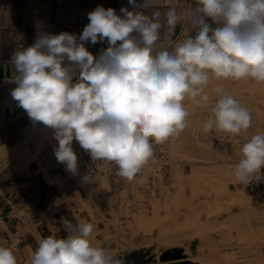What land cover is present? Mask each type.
I'll return each instance as SVG.
<instances>
[{
    "label": "clouds",
    "instance_id": "clouds-1",
    "mask_svg": "<svg viewBox=\"0 0 264 264\" xmlns=\"http://www.w3.org/2000/svg\"><path fill=\"white\" fill-rule=\"evenodd\" d=\"M128 3L132 10L122 6L120 14L98 5L79 36L41 34L13 54L11 96L33 122L54 129L57 162L78 173L75 140L94 161L114 162L115 175L132 182L153 158L154 144L188 127L190 101L210 112L202 122L205 135L244 138L231 166L236 182L264 179V132L248 136L249 108L223 86L208 90L212 80L264 84V0H196L194 10L169 7L163 15L140 10L153 0ZM182 15L195 35L177 40ZM105 41L108 47L95 57L85 47ZM63 224L66 237L41 238L31 264H124L93 242L92 223L65 218ZM0 264H18L11 247L0 245Z\"/></svg>",
    "mask_w": 264,
    "mask_h": 264
},
{
    "label": "rangeland",
    "instance_id": "rangeland-1",
    "mask_svg": "<svg viewBox=\"0 0 264 264\" xmlns=\"http://www.w3.org/2000/svg\"><path fill=\"white\" fill-rule=\"evenodd\" d=\"M195 7L196 0H188L187 9L194 10ZM208 23L211 24L213 28L217 26L213 24L210 19ZM186 35L194 36L195 29L192 28L190 22L184 20L182 31L177 37V40L182 39ZM218 82L216 80L210 82L208 89L210 94L212 88L215 86L225 85L223 87L228 89L230 87L229 91L231 95L249 108L252 116V127L249 129L248 136L258 131L264 132V84H258L252 81H225L226 84ZM186 106L189 110L188 127L180 136L174 137L173 153L171 155L172 164L165 169L163 175L150 185L144 183L145 178L141 177L137 179V183L125 181L124 184L117 189L110 188L109 186L114 179L104 176L100 178L101 186L103 187L101 193L98 194L97 189L92 186H86V199L79 200L77 203L78 212L75 214L73 224L81 221L92 223L96 231V238L101 241L100 246H118L117 251L113 254L116 257L133 249L128 247V244H138L145 238L143 234L137 231L133 226L137 225V215L146 212L145 214L149 216L152 213L150 210H152L151 204L154 199H158L159 204H163L166 192L179 191V186L176 184L181 182V179H184V182H187L188 179H195V186L201 190L200 195L205 197L204 191L209 187V184L204 183L200 177L197 179L195 177L197 171H203L206 169L205 167H207L202 165L203 160H210L209 162L213 164L210 165L211 167L213 166V168H222L224 165V167H230L232 164L234 165V163L238 162L239 147L244 138H230L225 134L216 133L205 135L201 130L202 122L207 119L210 112L203 111L199 106L190 101L187 102ZM26 136L25 142H20L15 147H0V193L2 195L1 197L5 198L11 195V198L14 199L13 203H17L26 195L35 193L38 184L43 182L41 174L37 173L41 170V168H39V162L41 160L44 159V162L46 161L48 166H55L54 162L47 157L50 150L46 152L47 149L58 142L54 139V129L38 122L27 132ZM21 155L25 158V162L23 163L18 160ZM34 173L36 174L34 175ZM4 178L9 179H7V182H3ZM45 179L50 182L47 175H45ZM56 179L58 183L61 181L59 178ZM9 181H12V183L9 184L10 187L7 186ZM189 185L188 183L185 184V193L188 196H190L196 188H191L192 186ZM242 185L245 191L244 184ZM106 189L109 190L105 191ZM93 194L96 197H93ZM136 195H139L138 198ZM195 195L198 197L199 193ZM211 196H214V194L212 193ZM249 199L254 211H263L264 213V205L261 202L254 201L250 197ZM1 203L3 204L4 200H1ZM200 203L201 202H198L197 204L202 207ZM4 209L7 210L8 205L5 204ZM233 212H237V209L234 208ZM159 215H162V212H159ZM222 216H226V214L224 213ZM183 217L184 216H179V218ZM132 226L134 228H132ZM0 228H3L1 220ZM132 229L136 231L134 232ZM105 230L107 232L109 231V234L106 236ZM32 232L36 237V241L30 239L22 244V249L15 253L18 264H31L32 253L38 246V241L42 238L35 229H32ZM52 232V235L57 237H66L67 235L64 228L60 230L58 228H52ZM154 235L155 232H153L152 236ZM104 238L107 240L105 241ZM254 239L255 236H252V241H254ZM179 242H182L180 243L182 245H179L183 250V247L186 245L185 242L187 241L185 238H180ZM120 245L122 247H120ZM159 248H155L153 245L146 249L153 255L158 254L159 256L163 247L161 246ZM248 249H250V247L242 252L247 254L248 261H256L254 259L257 256L254 254V250H251L254 248ZM263 249L264 245L261 246L262 257L264 256ZM190 250L189 247V251ZM242 252L240 253L241 255L243 254Z\"/></svg>",
    "mask_w": 264,
    "mask_h": 264
},
{
    "label": "bare ground",
    "instance_id": "bare-ground-1",
    "mask_svg": "<svg viewBox=\"0 0 264 264\" xmlns=\"http://www.w3.org/2000/svg\"><path fill=\"white\" fill-rule=\"evenodd\" d=\"M219 82L226 84L225 81ZM224 88L230 93V87L229 89ZM25 139L22 143L25 142ZM18 160L22 163L25 162L22 155ZM209 161L203 160L202 165L207 167L203 171H197L195 176L196 179L200 177L204 183L209 184V187L204 191L205 197L200 195L201 190L195 186V179H188L187 182L181 179V182L176 184L179 186V191L166 192L163 204H159L158 199H154L151 204L152 210H150L152 213L149 216L145 214L146 212L137 215V225L133 226L145 238L138 244H128V247L133 248L132 250H145L154 245L155 248L162 246V250H168L180 248L182 242H179V239L185 238L187 242L183 247V256L177 260H189L199 264H264V256L261 255V246L264 245L263 211L253 210L250 196L245 193L242 183L236 182L231 166L224 167V165L223 168L220 165L222 168H213V166L211 167L212 162ZM186 183L190 184L191 188L196 187L193 192L191 191L190 196L185 193ZM197 193H199L198 197L195 195ZM212 193L214 196H211ZM136 196L138 198L139 195ZM93 197L96 196L93 194ZM198 202H201L202 207L198 206ZM234 208L237 209V212H233ZM159 212H162V215H159ZM224 213L226 216H222ZM179 216L184 217L179 218ZM133 226L132 228H134ZM132 230L134 231V229ZM95 232L93 233V242L100 246L101 241L96 238ZM108 232L106 231L105 236L109 234ZM153 232H155L154 236H152ZM252 236H255L254 241H252ZM104 240L107 239L104 238ZM192 241H196L197 245L195 250L189 251ZM105 247L113 255L118 246L106 245ZM120 247L122 246L120 245ZM249 247L250 249L254 248L251 250H254V254L257 256V259H254L256 261H248L247 254L242 252ZM113 257L116 256L113 255ZM174 261H162L156 254L154 259L144 264H162Z\"/></svg>",
    "mask_w": 264,
    "mask_h": 264
},
{
    "label": "built area",
    "instance_id": "built-area-1",
    "mask_svg": "<svg viewBox=\"0 0 264 264\" xmlns=\"http://www.w3.org/2000/svg\"><path fill=\"white\" fill-rule=\"evenodd\" d=\"M173 139L170 138L162 144H154L153 158L137 174L133 183H137L138 178L144 177V183L150 185L163 175L165 169L172 164ZM56 147L58 142L46 151L50 150L47 157L55 166H48L44 159L39 162L41 170L37 173L41 174L43 182L38 184L35 193L22 197L17 203H13L14 199L11 195L5 198L1 197L0 193V220L3 223V228H0V245L11 247L14 254L22 249V244L27 240L36 241L32 229L44 238L53 234L52 228L59 230L64 228L65 218L73 223L78 212V201L86 199V186L94 187L100 194L103 189L101 177H112L114 181L109 186L115 189L120 188L127 181L115 175L117 166L114 162L94 161L75 140L73 150L78 157V173L73 175L66 171V165L57 162L54 155ZM45 175L49 177L50 182L45 179ZM85 175L94 177V180L84 182L82 178ZM56 178L61 181L58 183ZM244 188L252 200L264 205V179L244 184ZM1 200H4L3 204ZM5 204L8 205L7 210L4 209Z\"/></svg>",
    "mask_w": 264,
    "mask_h": 264
},
{
    "label": "crops",
    "instance_id": "crops-1",
    "mask_svg": "<svg viewBox=\"0 0 264 264\" xmlns=\"http://www.w3.org/2000/svg\"><path fill=\"white\" fill-rule=\"evenodd\" d=\"M137 4L141 0H136ZM101 5L105 9L120 8L132 10L128 0H0V147H15L27 136V132L38 122H33L26 111L18 106L11 96L16 87L12 82L15 69L13 54L35 43L38 35L73 33L79 36L89 23L87 14ZM169 7H175L181 14L187 10V0H153L149 8H142L145 14L159 10L163 15ZM183 15L177 24L174 39L183 28ZM163 34V29H162ZM85 47L95 56L108 47L107 42L95 45L86 43ZM9 178H4L7 182ZM12 181L7 183L10 187Z\"/></svg>",
    "mask_w": 264,
    "mask_h": 264
},
{
    "label": "water",
    "instance_id": "water-1",
    "mask_svg": "<svg viewBox=\"0 0 264 264\" xmlns=\"http://www.w3.org/2000/svg\"><path fill=\"white\" fill-rule=\"evenodd\" d=\"M197 243L196 241H192L190 244V249L195 250ZM183 256V250L181 248H171L168 250H162L159 254V258L162 261H171L174 262H164L162 264H199L196 262H192L189 260H177ZM155 255L150 253L148 249L142 250H131L127 251L122 255L117 256V259H122L124 264H144L152 259H154Z\"/></svg>",
    "mask_w": 264,
    "mask_h": 264
}]
</instances>
